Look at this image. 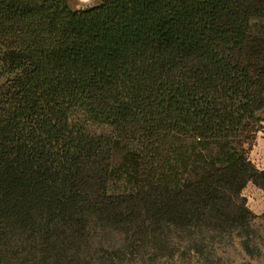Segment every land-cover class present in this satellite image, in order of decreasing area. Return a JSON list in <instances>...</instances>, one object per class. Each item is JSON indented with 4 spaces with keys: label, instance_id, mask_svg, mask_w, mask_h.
I'll return each mask as SVG.
<instances>
[{
    "label": "trees",
    "instance_id": "1",
    "mask_svg": "<svg viewBox=\"0 0 264 264\" xmlns=\"http://www.w3.org/2000/svg\"><path fill=\"white\" fill-rule=\"evenodd\" d=\"M263 128L264 0H0V264L229 219Z\"/></svg>",
    "mask_w": 264,
    "mask_h": 264
},
{
    "label": "rangeland",
    "instance_id": "2",
    "mask_svg": "<svg viewBox=\"0 0 264 264\" xmlns=\"http://www.w3.org/2000/svg\"><path fill=\"white\" fill-rule=\"evenodd\" d=\"M99 1L68 0V5L78 10ZM92 145L74 140L69 148L77 161ZM249 157L264 170V128ZM225 211L229 219L208 216L186 226L148 221L130 230L97 227L82 251L57 264H264V187L249 182ZM22 262L33 264L28 257Z\"/></svg>",
    "mask_w": 264,
    "mask_h": 264
}]
</instances>
